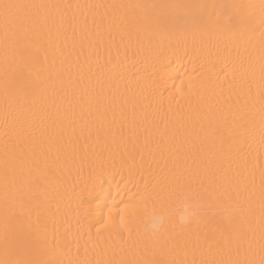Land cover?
I'll return each instance as SVG.
<instances>
[{
    "label": "bare ground",
    "instance_id": "bare-ground-1",
    "mask_svg": "<svg viewBox=\"0 0 264 264\" xmlns=\"http://www.w3.org/2000/svg\"><path fill=\"white\" fill-rule=\"evenodd\" d=\"M3 3L60 7L29 10L42 22L39 38L28 24L23 31L10 29L6 36L0 8V259L4 258L6 219L7 246L13 256L38 261L51 255L50 232L49 247L34 239L38 211L41 225L55 217L59 226L57 264H119L152 259L165 264H199L202 258H214L208 245L213 243L214 250L218 230L227 220L212 217L205 208L203 213L199 209L200 220L181 225L177 212L185 197L198 206L201 198L205 204L210 203L209 193L223 190L217 187L221 183L234 199L239 191L244 208L251 205L259 240L264 171L261 0H0V5ZM168 4L205 7L180 10L187 13L188 23L167 29L145 24L144 16L167 15L170 10L137 7ZM248 5L256 7H240ZM249 13L253 19L242 34L227 29L226 25L234 23L229 16ZM73 17L74 40L68 29ZM192 17L202 18L203 22L193 26ZM49 29L54 47L44 36ZM66 29L69 39L61 46ZM85 85L90 92L102 95L105 102L116 100L129 120L134 116L139 125L136 135L141 141L149 136L153 151L161 136L174 137L171 143H183L182 151L191 150L201 161L211 160V167L204 172L185 169L181 164L179 170H173L171 163L165 166L161 161L157 166L147 155L143 163L136 157L126 159L122 167L117 157L115 167H109L108 175L93 186L87 167L77 172L81 159L101 146L114 149L121 145L123 151L132 130L115 125L103 128L99 140L95 131L91 136L77 131L59 141L55 139L59 133L50 130L48 135L53 139L49 151L47 138L32 132L42 116L41 104L27 111L22 99V93L31 98L43 92L44 106L52 112L53 102L61 108L75 104L73 92ZM36 168L42 175L30 187L28 173ZM225 173L226 182L220 179ZM145 182L149 184L147 193ZM35 184L40 191L47 189L50 203L33 196ZM177 184L183 194L170 199ZM138 190L148 201L147 211L137 215L130 208L128 218L140 227L133 226L131 234L125 232L122 237L102 228L109 215L118 227L122 201L139 202ZM57 192L61 198H57ZM248 196L250 200L245 202ZM151 215L166 217L157 233L147 227ZM29 224L30 232L26 228ZM254 247L258 250V243Z\"/></svg>",
    "mask_w": 264,
    "mask_h": 264
},
{
    "label": "snow or ice",
    "instance_id": "snow-or-ice-1",
    "mask_svg": "<svg viewBox=\"0 0 264 264\" xmlns=\"http://www.w3.org/2000/svg\"><path fill=\"white\" fill-rule=\"evenodd\" d=\"M59 8L57 5H26L21 3H3L0 5L2 8L3 15V25L5 28V35H8L10 29H16L19 31L24 30L25 24L30 25L35 29L34 35L39 38L41 36L40 28L43 26L42 22L30 15L29 10L32 8ZM64 7H71L64 6ZM137 7H143L146 9H168L170 10L167 15L163 13L160 15L146 14L144 16L145 24L149 26H155L157 28L167 29L169 27H176L181 24H187V13L181 12L182 9H189L192 7L203 8L205 6H190V5H180V4H168V5H138ZM224 8L235 7V6H222ZM253 8L256 6H240ZM259 11L261 16V27L264 28V0H261L259 5ZM74 17L68 22V29L71 30V38L74 40L76 37V29L73 23ZM229 21H234V23H229L226 25L227 29L230 31L243 33L247 29L248 25L253 19L251 13L247 15L236 14L235 16H229ZM203 19H197L192 17L191 24L193 26L201 24ZM85 27H86V21ZM68 29L64 31L63 46L69 39ZM45 39L48 40L50 46H55L53 43L52 32L49 29L47 33L44 34ZM264 37V32L261 33ZM60 40L59 34L56 37ZM47 56L44 60L47 61ZM262 76H264V67L261 69ZM39 77H37L38 79ZM79 87V86H78ZM6 96H7V85H6ZM22 99L27 111H31L37 103L41 104L40 111L42 112L41 119L34 129L33 133L38 134L40 138H47L49 141V151H51V140L52 136L48 135L51 130L53 133H59L55 136L57 141L63 140L64 136L69 132L75 135L77 131L81 135L91 136L93 131L96 132L97 140L100 139V132L103 128H111L115 125H120L121 128L128 126L132 131L128 136L126 143H123V151H120L121 145H117L114 149L101 146L100 149L93 150L91 154H86L80 161V165L77 168V172L82 173L83 169L87 167L89 169V179L93 186L101 180L102 177L108 175L107 169L109 167H115L117 163V157H119L120 165L126 166V159L134 160L139 157L141 163L145 161L146 155L151 163L159 166L162 161L165 166L169 163L172 165L173 170H179L181 164L185 169H196L199 171L207 172L208 168L211 167V160H203L196 155V153L189 151H182L183 143L175 144L171 143L174 137L161 136L159 141L156 143V151H153L152 141L149 136H145L144 140L141 141L136 135L135 129L139 125L135 122V117L129 120L128 115L123 110L122 105H118V102L114 99L109 98L105 102V98L102 95H97L90 92L89 88L85 85L84 87H79L78 91L73 92V99L75 104H69L68 108H61L53 102L52 112H48L44 106L45 96L43 92L34 93V95L29 98L27 95H23ZM126 103V102H125ZM261 103V141L264 143V92L260 94ZM7 113H5V118L7 120ZM31 128V125H29ZM36 139V136H33ZM125 138L121 134V141L124 142ZM115 143V142H113ZM186 143V142H185ZM130 146V147H129ZM75 158L76 153L73 152ZM59 157H57L58 159ZM189 161L191 163L189 164ZM151 165H149V168ZM232 167L231 160L228 161V170L230 171ZM5 170L7 172V164L5 165ZM131 172V169H129ZM220 171V169H218ZM143 174L141 170V175ZM239 173H237L238 175ZM42 175L41 170L36 168L34 171L29 170V186L33 187L34 181H38ZM215 179V174L212 175ZM221 181L226 182V173L221 175ZM218 189H223L218 192L209 193L210 203L205 204L203 198L199 205L200 211L203 213L205 208H207L208 213L212 217H220L221 219H226L227 223L218 230L219 239L208 245L209 252L214 257L213 259L202 258L199 264H264V171L261 172V182H260V205H259V240L256 241V231L253 227L254 223V213L252 211L251 205L246 209L240 203V193L236 192L235 199L233 198L231 192L224 189V184L221 183L217 186ZM149 189V184L144 183V192L147 193ZM75 190V188H74ZM33 196H40L43 200L51 202L47 195V189L43 191L39 190V185L35 184L34 190L32 192ZM183 194V189L177 184V189L170 195V199L177 195ZM57 198H61L62 194L57 192ZM81 203L83 204L85 199L83 197V192L80 194ZM137 200L147 207V199L145 196L141 195L140 191L137 192ZM250 200V196L245 197V202ZM123 207H119L120 216L118 218V227L114 223L113 217L109 215L108 219L101 225L104 229H110L113 233L122 237L125 232L131 234L133 226L139 228L140 225H135L134 220L130 221L128 218V212L130 208H133L129 202H124ZM116 204V201H113ZM36 206L39 207V201L36 202ZM111 211V209L109 210ZM36 235L34 239L41 242L44 247L48 246V235L51 234L52 245L50 246L51 255L48 258L34 261L29 259H22L19 256H13L8 248L9 239V224L7 219L5 222V251L4 258L0 259V264H57L56 255L60 252V232L59 226L55 217H49L44 221V224L40 223V213H36ZM30 218V217H29ZM202 217L198 216L197 220ZM171 219V216H169ZM50 226V227H49ZM21 228H25L24 225H20ZM148 227V226H147ZM27 231L32 230V225L26 226ZM97 233L101 232L100 228L96 229ZM258 243V250L254 247V244ZM69 264H72L69 261ZM119 264H165L164 261L152 259L146 261H122ZM175 264V261H172ZM193 264H196L193 261Z\"/></svg>",
    "mask_w": 264,
    "mask_h": 264
},
{
    "label": "clouds",
    "instance_id": "clouds-1",
    "mask_svg": "<svg viewBox=\"0 0 264 264\" xmlns=\"http://www.w3.org/2000/svg\"><path fill=\"white\" fill-rule=\"evenodd\" d=\"M130 205L136 210V214L139 215L141 212H146L147 207H145L140 202H130ZM199 206L187 197L184 198L182 205L177 212V219L181 225H186L192 222L194 219L198 218ZM166 217L164 215H151L148 219L147 226L152 233L159 232L164 226Z\"/></svg>",
    "mask_w": 264,
    "mask_h": 264
}]
</instances>
